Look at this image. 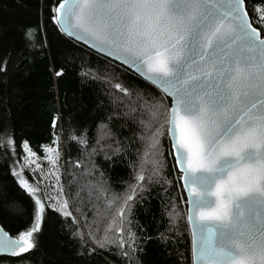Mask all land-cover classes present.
<instances>
[{
  "label": "snow or ice",
  "instance_id": "obj_1",
  "mask_svg": "<svg viewBox=\"0 0 264 264\" xmlns=\"http://www.w3.org/2000/svg\"><path fill=\"white\" fill-rule=\"evenodd\" d=\"M50 12L59 31L144 72L162 91L161 101L170 99V109L168 104H160L163 111L158 120L168 113L167 155L173 157L172 169L178 166L181 173L178 179L183 180L189 205L187 220L193 235L199 236L191 264H264V23H260L264 17L252 9L256 19H250L245 0H59ZM40 30L38 23L22 32L31 41ZM45 46L46 41L33 45ZM7 63L6 58L0 70ZM114 87L129 94L119 83ZM56 119L54 115L53 135ZM141 139L145 141L141 166L147 150L164 157V144L155 130ZM23 147L27 148V142ZM117 151L122 149L118 147L114 154ZM136 151L139 155L142 149ZM48 159L55 163L51 156ZM167 168L166 158L162 168L157 159L152 174L159 179L149 177L147 181L160 184L165 193L171 183L164 175ZM137 170L134 163V172ZM133 179L136 184L130 185L131 194L119 208L121 221L126 209L131 214L132 204L143 200L137 188L140 193L146 190L140 185L145 175ZM18 183L28 193L36 192L26 180ZM161 204L170 226L174 213L183 216L177 212L175 197L167 201L170 210L163 200ZM67 205L65 201L56 211L71 217L76 225L69 235L79 241L77 256L90 259L98 254L97 249H103L128 264H143L145 245L153 237L136 236L129 230L127 239L121 236L118 250L112 252L111 247L106 248V240L96 239L91 231L82 232ZM44 218L45 205L37 198L33 222L19 232L18 239L0 228V254L19 256L34 249L33 236L42 231ZM174 230L180 234L178 225ZM155 238L165 244L171 239L176 246L175 238L163 233Z\"/></svg>",
  "mask_w": 264,
  "mask_h": 264
},
{
  "label": "trees",
  "instance_id": "obj_2",
  "mask_svg": "<svg viewBox=\"0 0 264 264\" xmlns=\"http://www.w3.org/2000/svg\"><path fill=\"white\" fill-rule=\"evenodd\" d=\"M58 2L0 0V65L6 58L8 60L4 70H0V223L12 235L18 236L33 222L35 199L39 198L45 205L42 231L33 236L36 247L20 257L0 256V264H128L103 249H97L98 254L90 259L77 256L79 241L74 242L69 235L75 231L76 225L71 217H63L56 211L59 208L49 199L48 187L34 196L13 175L11 153L17 159L23 158L24 142H27V148L42 158L46 155V146L57 140L62 150L61 163L70 168L69 179L73 181L71 194L74 201L82 202L77 206L84 221L89 214L84 210L83 203L87 208L90 202L88 194L82 201L78 192L80 187H76L75 180L84 170L83 162H89L96 170L100 182H97L95 191L104 200H109L108 194L116 195L115 198L126 194L136 181L133 176L143 166L148 175L142 185L146 190L137 193L143 196V200L132 204L131 214L126 209L125 218L121 221L118 215L121 204L116 199L114 205L105 206L101 220L114 226L120 224L117 235L124 232L128 236L131 230L136 236L146 234L153 237L145 245L146 254L141 257L143 264H191L192 240L187 220V198L178 179L181 173L178 168L172 169L173 157L167 155L168 113L165 112L163 119L158 120L159 112L163 111L160 104H168L170 108V99L161 101L163 93L156 86L124 65L59 31L58 25L50 20V9ZM245 5L251 19H256L252 9L256 10L257 16L264 17V0H245ZM38 23L41 30L33 34V40H27L22 29L27 26L35 28ZM253 25L256 26L255 23ZM45 41V47H33ZM61 69L63 72L55 75ZM117 83L127 88L129 94L115 88ZM151 105H156V108L152 109ZM54 115L57 117L55 135L52 125ZM141 120L145 122L143 125ZM153 130L158 139L161 132L165 134L160 137L164 144L160 167H163L166 158L168 168L164 175L171 181L166 185V193L160 184L147 182L149 177L153 181L159 179L152 174L153 164L141 166L145 142L141 137ZM5 138L11 141L12 152L5 145ZM118 147L122 151L114 154ZM138 148L142 149L139 155ZM134 163L138 169L136 172ZM26 177L31 184L36 183V177L39 178L33 170H28ZM171 197H175L177 212H182L183 216L174 213L170 226L161 200L170 210L171 205L167 201ZM65 224L72 227H65ZM176 225L179 226V235L174 230ZM85 226L88 232L91 231L90 222L87 224L85 221ZM170 227L173 230L167 231ZM121 228L123 232L119 231ZM157 233L175 238L176 246L171 239L166 244L161 243L155 238ZM107 247H111L112 252L118 250L113 245Z\"/></svg>",
  "mask_w": 264,
  "mask_h": 264
},
{
  "label": "rangeland",
  "instance_id": "obj_3",
  "mask_svg": "<svg viewBox=\"0 0 264 264\" xmlns=\"http://www.w3.org/2000/svg\"><path fill=\"white\" fill-rule=\"evenodd\" d=\"M170 109V108H169ZM162 134V132H161ZM159 135V139L162 135ZM9 139L4 140L5 145L9 149V151L12 152L11 144L9 142ZM51 149V151H49ZM29 148H25V154L23 155V158L17 159V157L12 155V171L13 173H16V176L19 180L23 179L26 180L29 185L36 189L34 196H37L39 192L43 189L45 190L46 187H48L49 191V199L51 200L52 204L56 206L57 208H61L63 203L65 201L68 202L67 205V211H71L72 215L76 217V220L82 230L86 235L88 233L87 228L85 226V221L87 224L90 222V229L93 232V235L96 239L99 240H106L107 245H113L117 248V245L119 244L120 237L123 236L125 239H127L126 234L123 232L119 235H117L118 232V226H114L109 222L103 223L101 220V217L103 215V210L105 211V206L114 205L115 200L118 198L116 195H109V200H104V197L102 195L98 196L95 187L97 182L99 181V176L97 175L96 170L93 169V166L89 162H83L82 168L84 170L81 171L80 174L83 176L78 175V177H75V180L77 181V186L80 187V195L82 201L85 199L86 194H88V200L90 202L89 207H85V203H83L84 210L88 212L89 217L85 218V221L83 220L81 216V210L78 208L77 205H80L82 202H79V200H75L73 195L71 194V186L73 184L72 179H69L70 168L67 167L64 164L61 163V146L60 142L57 140L52 145L46 146L45 148V156L40 158L37 155L33 153L32 155L29 154ZM148 155L144 157V163L143 165L152 163L159 159L160 165L163 160V157H157L152 150H147ZM162 151V150H161ZM144 155V152L142 156ZM51 156L53 160H55V163H53L51 160L48 159V157ZM89 161V160H88ZM28 170H33L36 172V174L39 176V178L36 177V183L31 184L27 177L26 173ZM74 175L76 170L72 169ZM72 173V176H73ZM145 175V178L148 177L147 174H145L144 167L142 166L136 175L139 174ZM74 177V176H73ZM146 181V179H145ZM144 181L140 182V185H143ZM136 184V181L135 183ZM133 184V185H134ZM139 191V188H137V193ZM131 194V188L128 189L126 194L119 196V199L116 200V202H119L122 205V200L127 195ZM77 199V197H76ZM103 199V201H102ZM112 215V214H111ZM110 215V216H111ZM93 221H91L92 219ZM89 220V221H87ZM97 226L99 227V231H96ZM113 228L114 231H110V229ZM107 229V231H105Z\"/></svg>",
  "mask_w": 264,
  "mask_h": 264
},
{
  "label": "water",
  "instance_id": "obj_4",
  "mask_svg": "<svg viewBox=\"0 0 264 264\" xmlns=\"http://www.w3.org/2000/svg\"><path fill=\"white\" fill-rule=\"evenodd\" d=\"M246 6V5H245ZM249 18H250V15H249ZM251 19V18H250ZM254 26V25H253ZM255 27V26H254ZM72 39H74V40H76L77 42H79V43H81V44H83V45H85L86 47H88V48H90L91 50H93V51H95V52H97L98 54H101L102 56H105L106 58H109V59H111V60H113V61H116V62H118V63H120V64H122V65H124L125 67H127L128 69H130L131 71H133L134 73H136L138 76H140L141 78H143L144 80H146V81H148L149 83H151L149 80H147L146 79V76H145V74H144V72H138L134 67H132V66H130V65H127V64H124L120 59H118V58H116V57H114V56H109V55H107L106 53H104V52H101V51H99V50H97V49H94V48H92L91 46H90V44H88V43H86L85 41H82V40H77V39H75L74 37H71ZM151 84H153V83H151ZM154 85V84H153ZM154 86H156V85H154ZM157 88H158V86H156ZM159 89V88H158ZM161 91V90H160ZM162 92V91H161ZM173 154H174V150H173ZM177 168H178V166H177ZM181 183H182V185H183V180H181ZM184 192H185V195H186V198H187V193H186V191L184 190ZM189 207V205L187 204V208ZM188 223H189V227H190V232H191V240H192V250H193V247H194V245L197 243V241H198V239H199V236L197 235V236H194L193 235V231H192V224L188 221ZM0 228H2L3 229V232L4 233H7L8 234V236L9 237H11V238H13V239H18V236H15V235H12L10 232H8L2 225H1V223H0ZM0 235H2V233H0ZM25 253H22V254H20L19 256H13V255H10V254H0V256H6V257H12V258H14V257H20V256H23Z\"/></svg>",
  "mask_w": 264,
  "mask_h": 264
}]
</instances>
